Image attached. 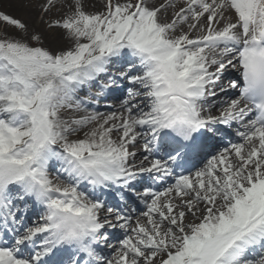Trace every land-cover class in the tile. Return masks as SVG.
<instances>
[{"label":"snow or ice","instance_id":"snow-or-ice-1","mask_svg":"<svg viewBox=\"0 0 264 264\" xmlns=\"http://www.w3.org/2000/svg\"><path fill=\"white\" fill-rule=\"evenodd\" d=\"M0 22V264H264V0Z\"/></svg>","mask_w":264,"mask_h":264},{"label":"bare ground","instance_id":"bare-ground-1","mask_svg":"<svg viewBox=\"0 0 264 264\" xmlns=\"http://www.w3.org/2000/svg\"><path fill=\"white\" fill-rule=\"evenodd\" d=\"M4 11L9 13L10 15H13V16H18V17H21V18H24V19H28V16L22 12L21 10L15 8V7H5L4 8ZM29 23L32 24V23H35L34 20H29Z\"/></svg>","mask_w":264,"mask_h":264},{"label":"rangeland","instance_id":"rangeland-1","mask_svg":"<svg viewBox=\"0 0 264 264\" xmlns=\"http://www.w3.org/2000/svg\"><path fill=\"white\" fill-rule=\"evenodd\" d=\"M35 22V21H34ZM7 27L8 31H12L10 26H6L3 22H0V34H3V30Z\"/></svg>","mask_w":264,"mask_h":264}]
</instances>
